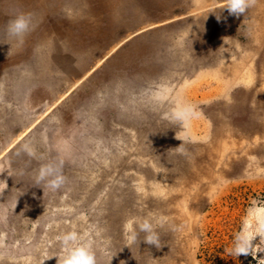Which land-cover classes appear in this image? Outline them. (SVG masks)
Masks as SVG:
<instances>
[{
	"label": "rangeland",
	"instance_id": "rangeland-1",
	"mask_svg": "<svg viewBox=\"0 0 264 264\" xmlns=\"http://www.w3.org/2000/svg\"><path fill=\"white\" fill-rule=\"evenodd\" d=\"M223 7L0 0V264H58L71 231L98 264H264L259 236L254 255L229 254L264 220V0ZM20 13L22 45L7 34ZM184 104L199 112L186 128L170 118ZM50 161L55 191L35 184ZM145 218L159 249L142 232L127 245L125 223Z\"/></svg>",
	"mask_w": 264,
	"mask_h": 264
},
{
	"label": "clouds",
	"instance_id": "clouds-1",
	"mask_svg": "<svg viewBox=\"0 0 264 264\" xmlns=\"http://www.w3.org/2000/svg\"><path fill=\"white\" fill-rule=\"evenodd\" d=\"M258 0H224L223 10H227L229 15L240 17L256 6ZM222 10V11H223ZM217 13V20L221 19V12ZM32 30L31 14L20 13L14 19L9 21L7 34L23 44L25 36ZM199 117V112L192 105H177L171 113V120L174 123L187 127L193 119ZM21 152L28 157L37 158V150L31 142H25L21 145ZM177 152L183 153L184 148L181 144L176 148ZM19 154V152H18ZM63 162L59 163L50 161L42 164L35 176V184H43L45 187L55 191L60 189L66 182V177L62 173ZM258 211L264 212V209ZM155 224L145 218L140 222L135 219L128 220L124 225L125 240L128 246L139 243V233H144L143 242L153 245L156 248L161 247V240L158 232L155 230ZM259 236L264 239V220L259 224L255 232L252 231L251 225L246 224L245 229L239 232L233 241L229 250L230 255L239 257L240 255H254L252 242ZM62 247L64 254L58 258V264H98L96 252L89 242H83V237L76 231H71L62 236Z\"/></svg>",
	"mask_w": 264,
	"mask_h": 264
},
{
	"label": "bare ground",
	"instance_id": "bare-ground-1",
	"mask_svg": "<svg viewBox=\"0 0 264 264\" xmlns=\"http://www.w3.org/2000/svg\"><path fill=\"white\" fill-rule=\"evenodd\" d=\"M226 144H227V143H226ZM226 144H225V145L223 144L224 149H223L222 151H220V154H219V157H220V158H222V156L224 155V153L226 152V150L229 148L228 145H226ZM218 153H219V152H218Z\"/></svg>",
	"mask_w": 264,
	"mask_h": 264
}]
</instances>
